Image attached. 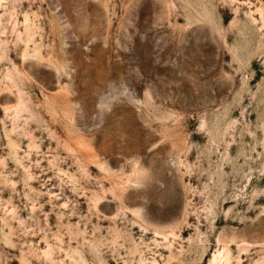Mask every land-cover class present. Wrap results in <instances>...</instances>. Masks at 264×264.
Here are the masks:
<instances>
[{"label":"rangeland","instance_id":"obj_1","mask_svg":"<svg viewBox=\"0 0 264 264\" xmlns=\"http://www.w3.org/2000/svg\"><path fill=\"white\" fill-rule=\"evenodd\" d=\"M0 264H264V0H0Z\"/></svg>","mask_w":264,"mask_h":264}]
</instances>
